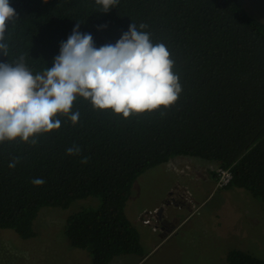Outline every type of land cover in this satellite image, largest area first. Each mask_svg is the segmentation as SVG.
<instances>
[{
	"label": "trees",
	"instance_id": "trees-1",
	"mask_svg": "<svg viewBox=\"0 0 264 264\" xmlns=\"http://www.w3.org/2000/svg\"><path fill=\"white\" fill-rule=\"evenodd\" d=\"M9 4L17 18L6 26L8 55L0 52V63L23 56L34 75L42 74L78 22L96 48L115 45L134 23L153 44L167 47L181 92L168 108L127 118L96 109L78 95L71 112L55 118L59 129L27 142L0 141V230L32 240L42 209L66 210L95 198L98 206L68 217L70 245L86 251L92 264H112L121 256L144 259L141 234L126 214L127 204L142 175L175 157H196L229 169L233 179L225 189H244L264 206V23L239 0H118L107 13L96 0ZM141 24L147 27L140 29ZM75 112L80 115L73 124ZM73 145L81 151L68 155ZM14 161L15 167H9ZM36 178L45 183L33 185ZM226 263L264 260L232 250Z\"/></svg>",
	"mask_w": 264,
	"mask_h": 264
},
{
	"label": "rangeland",
	"instance_id": "rangeland-1",
	"mask_svg": "<svg viewBox=\"0 0 264 264\" xmlns=\"http://www.w3.org/2000/svg\"><path fill=\"white\" fill-rule=\"evenodd\" d=\"M250 16L264 23V0H239ZM78 96V95H77ZM193 164L212 162L196 157H175ZM170 161V162H171ZM216 169L212 170L216 174ZM167 163L147 171L135 183L126 214L138 227L145 258L121 256L112 264H227L232 250H242L264 260V206L244 189L221 190L213 181L198 179L205 171L168 172ZM209 172V173H213ZM210 182V183H209ZM177 190L190 204L182 209L169 206V195ZM186 198V199H187ZM185 199V200H186ZM99 205L88 198L74 202L68 209L44 208L34 223L37 236L22 240L12 230H0V264H92L86 251L73 248L65 235L69 216ZM166 208L164 219L172 222L173 233L161 238L153 225L141 218L155 207ZM160 208V209H161ZM159 209V210H160ZM137 220L140 222L136 224Z\"/></svg>",
	"mask_w": 264,
	"mask_h": 264
},
{
	"label": "clouds",
	"instance_id": "clouds-1",
	"mask_svg": "<svg viewBox=\"0 0 264 264\" xmlns=\"http://www.w3.org/2000/svg\"><path fill=\"white\" fill-rule=\"evenodd\" d=\"M117 2L96 0L105 13ZM16 18L9 0H0V52L5 56L6 26ZM173 66L167 47L163 43L153 44L150 34L138 30L134 23L115 45L96 48L92 35L79 31L78 22L67 41L61 43L53 66L42 74L34 75L23 56L14 63H0V141L20 138L27 142L38 133L59 129L61 122L55 118L71 112L77 95L90 100L96 109H110L125 118L133 113L168 108L181 92ZM79 115H70L73 124L78 122ZM31 143L36 144L37 140L34 138ZM80 151L73 145L67 154ZM81 162L87 163V158ZM9 167H15V161ZM31 183L40 186L45 181L36 178Z\"/></svg>",
	"mask_w": 264,
	"mask_h": 264
},
{
	"label": "crops",
	"instance_id": "crops-1",
	"mask_svg": "<svg viewBox=\"0 0 264 264\" xmlns=\"http://www.w3.org/2000/svg\"><path fill=\"white\" fill-rule=\"evenodd\" d=\"M215 168L218 169V166L214 163L193 164L188 160L175 159V160L167 163V170L166 171L174 172V171H177L178 169L181 170L182 172L186 171V173H184L183 176L186 177L187 181L190 179L187 172H191V174H192V172H194V174L196 175V173L198 171H205L204 175H202V178H201V174L197 175L198 179H201L202 181H205V182L212 180L213 183L216 185V177L213 176L214 172L212 171ZM209 172H213V173H209ZM215 188H216V190H218L217 186ZM221 190H225V189L223 188ZM186 198H187L186 195H184V194L178 195V191L175 190V191H173V193H171L169 195V199L167 201V205H168L167 207L172 206V207H176L178 209H182V208H184V206L190 204V199H188V198L186 199ZM160 208L161 207L157 206L152 210L158 211ZM164 209H166V208H164ZM163 217H164V215H163ZM143 218H144V216L141 218V220H140L141 222H142ZM138 223H140V222L137 220L136 224H138ZM159 224H160V227H162V231H160L158 225H156V228H157L156 231L161 233L160 236L162 239H164L165 236H168V234L173 233L174 227H173L172 222H169L168 220L164 219V221H162L161 223L159 222Z\"/></svg>",
	"mask_w": 264,
	"mask_h": 264
},
{
	"label": "built area",
	"instance_id": "built-area-1",
	"mask_svg": "<svg viewBox=\"0 0 264 264\" xmlns=\"http://www.w3.org/2000/svg\"><path fill=\"white\" fill-rule=\"evenodd\" d=\"M233 175L229 169H222L218 167L216 170V185L218 188L223 189L226 188L232 181ZM157 219V213H148L147 215L144 214V218L142 223L147 226L153 225L152 219ZM158 222V221H157ZM157 230V228L155 229Z\"/></svg>",
	"mask_w": 264,
	"mask_h": 264
},
{
	"label": "water",
	"instance_id": "water-1",
	"mask_svg": "<svg viewBox=\"0 0 264 264\" xmlns=\"http://www.w3.org/2000/svg\"><path fill=\"white\" fill-rule=\"evenodd\" d=\"M163 211H164L163 208H161L157 212V221L160 222V223L163 221Z\"/></svg>",
	"mask_w": 264,
	"mask_h": 264
}]
</instances>
